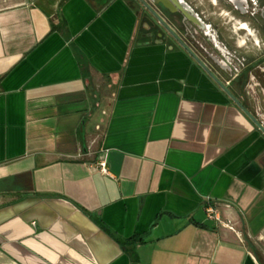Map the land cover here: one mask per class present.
Here are the masks:
<instances>
[{"label":"crops","instance_id":"1","mask_svg":"<svg viewBox=\"0 0 264 264\" xmlns=\"http://www.w3.org/2000/svg\"><path fill=\"white\" fill-rule=\"evenodd\" d=\"M262 235L264 134L135 0H0V264H261Z\"/></svg>","mask_w":264,"mask_h":264},{"label":"flooded vegetation","instance_id":"2","mask_svg":"<svg viewBox=\"0 0 264 264\" xmlns=\"http://www.w3.org/2000/svg\"><path fill=\"white\" fill-rule=\"evenodd\" d=\"M145 1L154 3L156 12L216 70L240 102L241 98L264 99V0ZM167 6L177 10L172 12ZM258 109L264 113V107Z\"/></svg>","mask_w":264,"mask_h":264},{"label":"water","instance_id":"3","mask_svg":"<svg viewBox=\"0 0 264 264\" xmlns=\"http://www.w3.org/2000/svg\"><path fill=\"white\" fill-rule=\"evenodd\" d=\"M142 10L148 13L168 34L178 43V45L186 51V53L193 59V61L212 79L214 83L246 114V116L255 124V126L264 134V123L260 121L255 115L248 111L243 104L230 92L227 85L222 82L217 75L184 43L181 36L175 28L166 22L153 8L154 3L146 2L145 0H136ZM172 12L177 9H172L167 6ZM192 14V12H191ZM193 16V15H192ZM190 18H192L190 16ZM193 19V18H192Z\"/></svg>","mask_w":264,"mask_h":264},{"label":"rangeland","instance_id":"4","mask_svg":"<svg viewBox=\"0 0 264 264\" xmlns=\"http://www.w3.org/2000/svg\"><path fill=\"white\" fill-rule=\"evenodd\" d=\"M246 244L250 251L254 252L259 258L261 264H264V235H262L261 239H248Z\"/></svg>","mask_w":264,"mask_h":264},{"label":"built area","instance_id":"5","mask_svg":"<svg viewBox=\"0 0 264 264\" xmlns=\"http://www.w3.org/2000/svg\"><path fill=\"white\" fill-rule=\"evenodd\" d=\"M95 170H97L101 174H108V169L104 158H100L98 160L95 166ZM205 212L208 218H216L217 211L214 205L210 203L206 204Z\"/></svg>","mask_w":264,"mask_h":264},{"label":"trees","instance_id":"6","mask_svg":"<svg viewBox=\"0 0 264 264\" xmlns=\"http://www.w3.org/2000/svg\"><path fill=\"white\" fill-rule=\"evenodd\" d=\"M137 240H139V239H137ZM137 241L136 240H134V238L132 237V238H130V239H128V241H127V243L129 244H134V243H136Z\"/></svg>","mask_w":264,"mask_h":264}]
</instances>
